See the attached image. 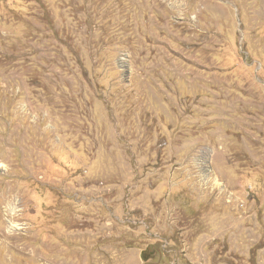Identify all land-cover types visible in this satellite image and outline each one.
Instances as JSON below:
<instances>
[{"label":"rangeland","instance_id":"obj_1","mask_svg":"<svg viewBox=\"0 0 264 264\" xmlns=\"http://www.w3.org/2000/svg\"><path fill=\"white\" fill-rule=\"evenodd\" d=\"M0 264H264V0H0Z\"/></svg>","mask_w":264,"mask_h":264}]
</instances>
